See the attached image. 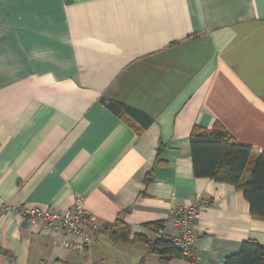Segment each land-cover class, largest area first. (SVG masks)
<instances>
[{"label": "crops", "instance_id": "1", "mask_svg": "<svg viewBox=\"0 0 264 264\" xmlns=\"http://www.w3.org/2000/svg\"><path fill=\"white\" fill-rule=\"evenodd\" d=\"M217 124L264 154V0H0V264H162L136 235L172 240L173 212L205 201L202 263L169 264L264 247L243 192L194 175L192 131ZM77 199L103 228L84 252L4 210Z\"/></svg>", "mask_w": 264, "mask_h": 264}, {"label": "trees", "instance_id": "2", "mask_svg": "<svg viewBox=\"0 0 264 264\" xmlns=\"http://www.w3.org/2000/svg\"><path fill=\"white\" fill-rule=\"evenodd\" d=\"M190 147L196 178L234 185L243 192L251 214L264 219V154L253 161V149L238 143L220 124L211 130L195 128L191 134ZM251 163L250 177L246 180L244 176ZM160 226L158 224L152 228L156 230ZM131 234L132 229L120 220L110 232L115 242L125 244L131 242ZM135 241H142L150 254L160 256L162 264H169L172 259H185L182 249L164 236L148 240L136 235ZM225 264H264V247L254 240L246 241L238 253L226 259Z\"/></svg>", "mask_w": 264, "mask_h": 264}, {"label": "built area", "instance_id": "3", "mask_svg": "<svg viewBox=\"0 0 264 264\" xmlns=\"http://www.w3.org/2000/svg\"><path fill=\"white\" fill-rule=\"evenodd\" d=\"M209 201L193 207L177 208L169 221L176 225L177 234L172 242L182 249L183 257L192 263H202V258L195 252L196 243L195 221L200 213V206H208ZM6 212H14L25 219L28 224L37 230L40 235L54 237L61 234V245L66 249H73L77 252H84L94 242L99 240V234L103 228L92 218L87 216V211L82 199H77L73 206L64 211L45 209L41 207L19 208L5 206ZM85 223L90 230H83L81 225ZM156 233L160 237L165 236L164 225L156 228ZM72 238H76L73 240Z\"/></svg>", "mask_w": 264, "mask_h": 264}, {"label": "rangeland", "instance_id": "4", "mask_svg": "<svg viewBox=\"0 0 264 264\" xmlns=\"http://www.w3.org/2000/svg\"><path fill=\"white\" fill-rule=\"evenodd\" d=\"M115 253H116V255H117V252H114V251L112 252V255H111V258H112V259L115 258V256H116Z\"/></svg>", "mask_w": 264, "mask_h": 264}]
</instances>
